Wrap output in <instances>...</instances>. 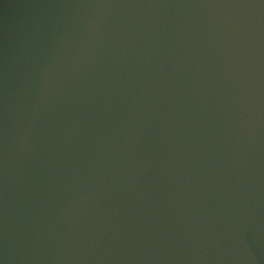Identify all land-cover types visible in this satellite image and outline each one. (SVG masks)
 Wrapping results in <instances>:
<instances>
[{
    "label": "water",
    "instance_id": "1",
    "mask_svg": "<svg viewBox=\"0 0 264 264\" xmlns=\"http://www.w3.org/2000/svg\"><path fill=\"white\" fill-rule=\"evenodd\" d=\"M0 264H264V0H0Z\"/></svg>",
    "mask_w": 264,
    "mask_h": 264
}]
</instances>
